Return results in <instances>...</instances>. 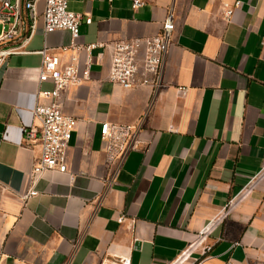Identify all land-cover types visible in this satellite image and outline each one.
Returning <instances> with one entry per match:
<instances>
[{
	"label": "crops",
	"instance_id": "0c3cea01",
	"mask_svg": "<svg viewBox=\"0 0 264 264\" xmlns=\"http://www.w3.org/2000/svg\"><path fill=\"white\" fill-rule=\"evenodd\" d=\"M143 1L69 0L83 43L155 35L171 8L175 30L156 94L110 81L109 52L90 81L62 92L78 121L67 170L35 185L41 146L24 127L53 84L38 81L39 53L1 67L0 264H264V0ZM43 7L27 51L71 42L67 30L45 33ZM106 122L138 127L120 163Z\"/></svg>",
	"mask_w": 264,
	"mask_h": 264
},
{
	"label": "built area",
	"instance_id": "2783aa9c",
	"mask_svg": "<svg viewBox=\"0 0 264 264\" xmlns=\"http://www.w3.org/2000/svg\"><path fill=\"white\" fill-rule=\"evenodd\" d=\"M39 0H0V69L13 54L35 52L41 55L39 83L50 81L52 89L39 90L32 110L33 123L24 127V141L29 144L37 141L41 153L31 171L32 184L47 171L65 172L66 153L73 132L77 126L74 116L64 113L61 95L66 89L81 85L92 78V66L100 62L105 52L110 55L109 79L124 88L150 86L156 94L164 84V70L172 44L175 20L173 9H169L161 29L155 35L126 37L111 42H81L80 25L82 15L69 8V0H43L42 18L45 33L67 30L71 42L57 48L44 44L37 51H27L25 47L35 35L38 25ZM144 5L143 0H133V7ZM240 1L224 5V17L230 19ZM91 22V18L86 19ZM264 44V39H263ZM101 49L95 57L94 50ZM66 55V58H64ZM187 88L181 87L182 94ZM39 97L47 99L40 102ZM131 125L102 124V139L107 143L109 159L120 163L127 153L136 146ZM37 194L31 189L24 198ZM123 216L119 218L122 222ZM210 249V246H208ZM121 264H130L123 260Z\"/></svg>",
	"mask_w": 264,
	"mask_h": 264
},
{
	"label": "rangeland",
	"instance_id": "374dc122",
	"mask_svg": "<svg viewBox=\"0 0 264 264\" xmlns=\"http://www.w3.org/2000/svg\"><path fill=\"white\" fill-rule=\"evenodd\" d=\"M0 31H1V25H0Z\"/></svg>",
	"mask_w": 264,
	"mask_h": 264
}]
</instances>
